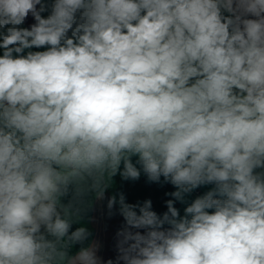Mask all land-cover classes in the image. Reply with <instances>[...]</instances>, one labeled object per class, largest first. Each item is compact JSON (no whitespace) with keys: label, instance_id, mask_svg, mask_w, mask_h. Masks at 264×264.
I'll list each match as a JSON object with an SVG mask.
<instances>
[{"label":"clouds","instance_id":"clouds-1","mask_svg":"<svg viewBox=\"0 0 264 264\" xmlns=\"http://www.w3.org/2000/svg\"><path fill=\"white\" fill-rule=\"evenodd\" d=\"M0 264H264V0H0Z\"/></svg>","mask_w":264,"mask_h":264},{"label":"crops","instance_id":"crops-1","mask_svg":"<svg viewBox=\"0 0 264 264\" xmlns=\"http://www.w3.org/2000/svg\"><path fill=\"white\" fill-rule=\"evenodd\" d=\"M31 18L29 19V23H31ZM147 178L143 173L141 174L139 179ZM138 180L132 181L123 180L119 175L114 177L112 179V186L106 191L105 199L104 200H98L95 197V193L93 192L92 199L90 201V207L88 210V213L86 217L80 218L79 222L74 223L76 227H80L81 224H84L88 227L90 232L92 233L91 239L98 242L101 245V251L100 254L105 258H114L115 253V233L116 231L122 226L123 224V218L119 215L118 210L114 209L115 214L109 218L107 215L108 209H107V197H110L112 195H119V192L124 189V184L127 185V190L131 191L132 197L131 200L134 203L140 202L142 203L144 200L148 199H138L136 196L140 197L137 192L135 191V187L131 186L132 184H136ZM163 184V179L161 183ZM158 184V185H159ZM173 186L171 188V191H173ZM134 191V193H133ZM167 191V190H166ZM137 199H134V198ZM196 196L191 194L188 197V201L191 202L192 199H194ZM129 200V199H128ZM131 202V201H130ZM118 207V206H117ZM177 207L180 208L181 213H183L184 205L177 204Z\"/></svg>","mask_w":264,"mask_h":264},{"label":"trees","instance_id":"trees-1","mask_svg":"<svg viewBox=\"0 0 264 264\" xmlns=\"http://www.w3.org/2000/svg\"><path fill=\"white\" fill-rule=\"evenodd\" d=\"M124 189L121 190L119 193H123L126 197V200L130 203H134L130 198L133 196L131 191L127 190V185L124 184ZM131 186H134L135 191L140 196H136L138 199H151L153 202V208L155 211H157L158 214H162L164 211H166V204L165 201L167 199H170L171 197L166 195V193L171 192L172 185L170 184H157L153 182H149L147 178H142L137 181V183L132 184ZM167 190V191H166ZM134 193V191H133ZM93 192H86L81 198L78 199L76 202V207L80 209V218L86 217L89 207H90V201L92 199ZM134 199H137V198ZM71 198V194L68 198H65V203L68 202V200ZM118 198V196H117ZM129 199V200H128ZM177 206V205H176ZM76 225L73 224L72 230L74 231L76 229ZM78 247V246H77Z\"/></svg>","mask_w":264,"mask_h":264},{"label":"built area","instance_id":"built-area-1","mask_svg":"<svg viewBox=\"0 0 264 264\" xmlns=\"http://www.w3.org/2000/svg\"><path fill=\"white\" fill-rule=\"evenodd\" d=\"M193 194H194L195 196H198V195H201V194H202V191H201V189H198V190H196L195 192H193Z\"/></svg>","mask_w":264,"mask_h":264},{"label":"rangeland","instance_id":"rangeland-1","mask_svg":"<svg viewBox=\"0 0 264 264\" xmlns=\"http://www.w3.org/2000/svg\"><path fill=\"white\" fill-rule=\"evenodd\" d=\"M207 189H205V188H201V191H202V194H203V192L204 191H206ZM193 194V193H192ZM194 195V194H193ZM195 196V195H194Z\"/></svg>","mask_w":264,"mask_h":264}]
</instances>
